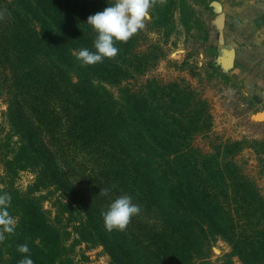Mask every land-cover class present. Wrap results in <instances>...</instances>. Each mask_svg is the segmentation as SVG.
Segmentation results:
<instances>
[{"label": "trees", "instance_id": "trees-1", "mask_svg": "<svg viewBox=\"0 0 264 264\" xmlns=\"http://www.w3.org/2000/svg\"><path fill=\"white\" fill-rule=\"evenodd\" d=\"M166 3L175 7L176 0ZM111 4L0 0V93L6 92V119L17 137L8 152L0 148V194L11 195L8 211L17 219L14 234L0 243V264H19L27 254L17 249L25 243L34 264H74L72 252L82 242L101 245L108 264H192L216 238L231 248L220 264H233L232 256L264 264V200L254 191V202H229L227 178H248L227 176L219 152L202 154L187 141L205 126L203 108L184 106L180 118L166 114L172 106L162 107L158 94L125 83L149 66L135 49L138 35L117 41L118 55L95 65L82 66L73 55L95 51L97 33L87 18ZM159 12L155 25L171 14ZM104 81L118 84L117 99ZM151 84L168 87L155 80L145 86ZM77 148L93 154L96 188L108 195L84 191L61 166L58 157ZM25 169L34 179L21 189L15 181ZM53 193L63 199L52 219L43 202ZM127 193L151 218L133 216L134 231H106L101 212L109 195Z\"/></svg>", "mask_w": 264, "mask_h": 264}, {"label": "rangeland", "instance_id": "rangeland-1", "mask_svg": "<svg viewBox=\"0 0 264 264\" xmlns=\"http://www.w3.org/2000/svg\"><path fill=\"white\" fill-rule=\"evenodd\" d=\"M111 1L112 6L115 0ZM173 6L158 2L149 10L145 28L137 33L138 41L134 43L137 51L146 54L149 66L140 73L131 72L125 83L135 90L154 91L158 94L162 107L172 106L166 114H177L180 118L181 113L178 111L184 106L189 109L195 106L203 108L205 115L202 124L205 126L203 130L191 133L187 141L202 154L219 152L221 162L227 161V176L236 172L248 178L247 181L227 178L225 188L229 202L234 205L254 202V191L264 200V105L259 103L255 87L238 78L232 71L227 49L223 46L224 33L221 39L216 23L218 15L215 10L209 9V0H176ZM160 10H170L171 14L160 21L163 24L155 25L153 18ZM151 80L168 87L161 90L152 88V84L145 86ZM103 83L117 99L118 84ZM6 111L7 95L3 90L0 93L2 152H8L17 138L10 130ZM235 141H240L238 147L227 146ZM58 158L77 186L99 195L93 179L97 170L93 154L77 148ZM33 179L32 171L21 170L15 184L24 189ZM43 194H47V191ZM58 194H48L43 202L44 209L52 219L61 210ZM124 195L131 196L133 203L140 206L141 211L135 217L151 218L136 195ZM120 196L123 195H109L106 206L109 207ZM62 218L63 221L67 220L69 214H64ZM128 228L134 231L131 224ZM230 251L224 239L216 238L209 243L204 257L195 259L192 264H204L206 261L220 264L224 255ZM72 259L74 264L109 262V256L101 245L86 242L74 248ZM232 261L233 264H241L237 256H232Z\"/></svg>", "mask_w": 264, "mask_h": 264}, {"label": "clouds", "instance_id": "clouds-1", "mask_svg": "<svg viewBox=\"0 0 264 264\" xmlns=\"http://www.w3.org/2000/svg\"><path fill=\"white\" fill-rule=\"evenodd\" d=\"M165 4L166 0H115L114 5L90 15L87 24L91 25L97 33L94 40L95 51L82 48L73 55L82 66L95 65L103 62L105 58L113 59L118 55L116 42H127L140 30L145 28V21L149 18V10L157 3ZM4 13L0 12V19ZM108 189L101 188L99 195H108ZM11 195L7 192L0 194V243L6 239L5 234L15 232L17 219L10 215L8 208ZM138 204H134L132 197L123 195L116 198L106 211H102L104 228L108 232L113 230L125 231L133 216L140 213ZM17 251L27 254L19 264H34L30 258V249L27 243L19 245Z\"/></svg>", "mask_w": 264, "mask_h": 264}, {"label": "crops", "instance_id": "crops-1", "mask_svg": "<svg viewBox=\"0 0 264 264\" xmlns=\"http://www.w3.org/2000/svg\"><path fill=\"white\" fill-rule=\"evenodd\" d=\"M214 1L225 15L223 46L234 53L232 71L255 87L264 105V0H209V9L219 15Z\"/></svg>", "mask_w": 264, "mask_h": 264}, {"label": "water", "instance_id": "water-1", "mask_svg": "<svg viewBox=\"0 0 264 264\" xmlns=\"http://www.w3.org/2000/svg\"><path fill=\"white\" fill-rule=\"evenodd\" d=\"M213 4L215 6L216 11L219 13L216 23L219 29V34L221 36V39H223V27L225 23V15L221 10V4L219 2L214 1ZM228 56H229V62H231V60H233L234 53L230 51L228 52Z\"/></svg>", "mask_w": 264, "mask_h": 264}]
</instances>
